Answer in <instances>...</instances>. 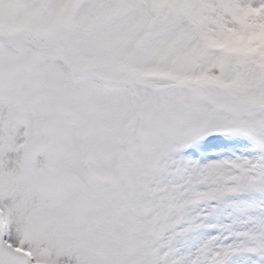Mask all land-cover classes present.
<instances>
[{
	"label": "snow or ice",
	"instance_id": "snow-or-ice-1",
	"mask_svg": "<svg viewBox=\"0 0 264 264\" xmlns=\"http://www.w3.org/2000/svg\"><path fill=\"white\" fill-rule=\"evenodd\" d=\"M0 264H264V0H0Z\"/></svg>",
	"mask_w": 264,
	"mask_h": 264
}]
</instances>
